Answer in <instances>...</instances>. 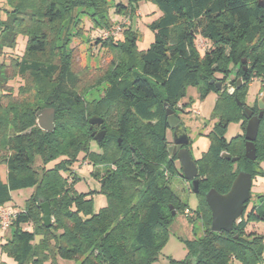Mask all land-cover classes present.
Wrapping results in <instances>:
<instances>
[{"label": "trees", "instance_id": "trees-1", "mask_svg": "<svg viewBox=\"0 0 264 264\" xmlns=\"http://www.w3.org/2000/svg\"><path fill=\"white\" fill-rule=\"evenodd\" d=\"M151 2L161 17L150 24L154 40L146 51L135 50L138 37L130 29L124 31L122 43L112 37L96 40L102 48L132 56L135 63L124 67L123 74L117 71L121 67L110 68L96 82L107 83L102 100L88 105L81 98L79 76L72 70V51L59 47L58 40L76 10L88 15L95 28H110L111 0L0 1V57L15 47L18 36L27 41L23 57H11L0 65V164L7 171L6 182L0 181V207L10 201V192L32 190L24 208L11 219L10 235L0 243V252L16 264H40L56 256L80 264H152L174 218L170 207L176 214L189 210L166 176L181 177L176 157L167 151L166 111H184L187 104L178 105L187 86L196 88L200 99L211 93L217 96L210 115L215 122L207 151L195 160L199 204L187 217L201 220L203 234L184 242L185 261L168 264H258L262 260L264 236L255 224H264V198L258 197L250 208V200L244 205L231 232L213 233L205 194L210 189L227 193L240 171L253 180L264 161V117L254 143L256 160L244 157L245 88L254 78L264 84V0ZM115 12L132 18L134 10L116 5ZM197 39L209 43L203 52ZM237 66L233 94L222 87L218 91L215 81L210 84L216 75L224 83ZM16 78L25 85L14 95L9 83ZM46 108L55 111L52 132L42 131L36 123V113ZM249 109L258 112V101ZM109 114L116 117L114 128L109 126ZM93 115L103 119L100 128L106 131L97 152L90 150L92 131L98 128L88 123ZM240 122L243 135L227 140L229 124ZM222 152L237 162L222 159ZM80 155L91 164L94 178L96 166L103 168L98 193L105 196L106 206L98 212H94L92 193L78 194L73 188L78 178L72 167ZM56 159H61L59 164L46 167ZM42 203L50 208L49 228L42 222ZM25 225L31 229H24ZM35 235L42 236L38 246L33 245Z\"/></svg>", "mask_w": 264, "mask_h": 264}, {"label": "rangeland", "instance_id": "rangeland-1", "mask_svg": "<svg viewBox=\"0 0 264 264\" xmlns=\"http://www.w3.org/2000/svg\"><path fill=\"white\" fill-rule=\"evenodd\" d=\"M4 3V0H0ZM114 6L107 11L108 19L113 24L106 30L95 28L94 22H90L88 15L81 14L82 10H76L69 21L65 22L64 28L60 33L58 40V46H64L65 50H71L73 56L72 70L79 76V89L83 93L82 100L85 104L97 105L103 98V93L107 87L106 82L97 84L96 82L101 79L107 71L115 70L117 67H121L122 70H117L123 74L126 68L135 63L132 56H126L125 53H120L119 50L102 48L96 45L97 39L109 40L114 38V41L125 42L126 36L125 30L130 29L131 33L137 35L138 40L135 43V50L139 53L146 51L154 40V33L150 29V24L161 17V12L151 0H111ZM122 5L127 9H133L132 18L125 16L124 14H117L115 12V6ZM4 18V15H1ZM124 22V25L122 24ZM122 25V26H121ZM120 26L122 31L113 37L112 32H115V28ZM111 32V33H110ZM112 37V38H111ZM26 38L24 36H18L15 47L12 49L4 50V54L0 57V65L3 61L13 58H21L25 54ZM197 48L200 52L207 49L209 43L204 39L196 40ZM204 48V49H202ZM5 59V60H4ZM246 61V59H244ZM125 64V65H124ZM124 68V69H123ZM239 66L231 70V73L227 76L224 83L221 81V75H216L213 79L216 83L225 88L229 94H233L234 87L232 82L237 77V69ZM25 85V81L16 78L9 83L12 87L14 95L18 94V88ZM27 88L30 86L29 81L26 82ZM185 98L182 99L180 105L187 104L184 111L179 113V121L182 127L186 130L187 136L191 141L188 147L189 153L193 160L201 157V155L207 151L209 147L208 135L213 130L214 120H210V115L214 107L217 96L215 94H209L205 98L200 99L198 91L192 86L185 88ZM256 101L264 102V84L254 78L245 88L244 102L252 108ZM196 112V114H195ZM116 122L115 115L109 114V126L114 128ZM37 123V122H36ZM101 129V128H100ZM97 128L94 127L93 131ZM100 131V130H99ZM97 131V132H99ZM96 132V133H97ZM242 136L243 130L241 129V122L231 123L225 132V138L231 140L236 136ZM93 139V137H92ZM120 140L121 137H117ZM166 139L168 143L172 142L171 133L166 132ZM90 150L97 152L98 145L96 142L90 144ZM61 159H56L46 165L47 168H52L59 164ZM39 165L36 162V167ZM176 167H179V163L176 162ZM260 174L255 176L252 180L251 187V198L249 207L252 204H256L258 197L264 198V161L259 165ZM75 171L78 180L73 185L74 191L78 194L92 193L94 201V212H98L100 209L106 206V198L102 194L98 193L99 184L98 182L103 179V173L100 166H96L94 175L96 178L91 176L92 166L88 160L83 159V155H80L78 161L72 167ZM65 178L66 175L62 173ZM167 176V182L171 190L176 196L187 205L190 216H193V212L197 209L199 199L196 194L191 191L190 183L183 180L179 175ZM7 171L6 166L0 164V181L6 182ZM32 193L31 189H22L18 191L10 192V201L7 202L3 207L15 214L24 208L25 201L30 198ZM174 212V218L170 224L168 233L164 240L162 247L156 253L155 260L152 264H168L170 260L174 261H185L188 252L185 248L184 242L186 240H193L199 238L203 234V227L201 220L196 216L192 220L187 219L185 213L180 211ZM176 214V215H175ZM260 227V226H259ZM264 228V224H261ZM24 229L30 230L31 227L28 225L24 226ZM11 230L6 229L0 230V243H4L5 239L10 235ZM42 240L41 235H35L33 242L34 246H38ZM16 264L13 258L8 256L6 253L0 252V264ZM32 264V263H29ZM40 264H80L79 260H67L62 259L58 256L51 258L48 257L40 262ZM238 264V263H235ZM258 264H264V250L262 254V260Z\"/></svg>", "mask_w": 264, "mask_h": 264}, {"label": "water", "instance_id": "water-1", "mask_svg": "<svg viewBox=\"0 0 264 264\" xmlns=\"http://www.w3.org/2000/svg\"><path fill=\"white\" fill-rule=\"evenodd\" d=\"M259 5L262 7V3L259 2ZM245 63V60L242 61ZM241 79L237 80L236 88L241 87ZM210 84H213V80L210 81ZM217 90L221 89L220 83L216 84ZM258 109L260 112L253 116V112L248 108H244L245 117L248 119L246 126L244 128V157L250 161L256 160V148L255 141L257 139L258 130L260 122L264 117V102L258 101ZM166 115L167 125L169 129H173V144L168 146L167 151L170 155L171 149H173V155L176 156V159L181 168V177L183 180L190 183L191 191L194 194H198L199 191V180L198 169L195 163V160L192 159L187 145L190 144V139L185 133L182 126L179 124V120L174 116L172 110H167ZM37 117V126L39 129L45 132H52L54 130V120H55V111L52 108H46L39 110L36 113ZM88 123L91 127L93 126H102L103 119L97 115H93L88 119ZM106 131L101 129L96 134H92L97 143H100L105 137ZM177 146H183L180 150L176 151ZM222 159L231 162H237V158L231 157L230 154L222 152L220 154ZM103 183V181H102ZM251 187H252V177L250 174L240 171L237 176L234 178L230 189L225 194H220L214 189H210L205 194V202L211 212V225L210 230L213 233L220 232H231L233 225L239 220L244 211V205L251 198ZM42 211V222L46 228L50 227V208L46 203L41 204ZM172 207H170L171 209ZM174 216V212L171 213Z\"/></svg>", "mask_w": 264, "mask_h": 264}, {"label": "built area", "instance_id": "built-area-1", "mask_svg": "<svg viewBox=\"0 0 264 264\" xmlns=\"http://www.w3.org/2000/svg\"><path fill=\"white\" fill-rule=\"evenodd\" d=\"M122 24L124 25V22ZM121 31H122V28L120 26H117V28H115V32H112V35L113 36H116ZM202 49H204V48H202ZM184 213H185V216L186 217L190 216V212L188 210H185ZM13 217H14V214L13 213H11L7 209H4V207H0V230L1 231H4V230H6V229L9 228L10 223H11V219Z\"/></svg>", "mask_w": 264, "mask_h": 264}, {"label": "flooded vegetation", "instance_id": "flooded-vegetation-1", "mask_svg": "<svg viewBox=\"0 0 264 264\" xmlns=\"http://www.w3.org/2000/svg\"><path fill=\"white\" fill-rule=\"evenodd\" d=\"M214 83V82H213ZM222 87V86H221ZM223 88V87H222ZM222 88L220 89V90H218V91H222ZM178 107L180 108L181 107V105H178ZM248 107V106H247ZM248 108H250V107H248ZM264 111V110H263ZM174 112V116L179 120V117H178V115H179V113H181V111L180 110H174L173 111ZM253 112V111H252ZM260 112V110L258 111V112H253V116H255V115H257L258 113ZM196 114V113H195ZM246 118V117H245ZM248 119L246 118V121H247ZM179 124H180V121H179ZM168 126V125H167ZM180 126H182L181 124H180ZM246 126V125H245ZM98 127V126H97ZM101 127V126H100ZM100 127H98L97 128V130L96 131H92V134L94 133V134H96V132L97 131H99V130H101L100 129ZM183 128V127H182ZM184 129V128H183ZM168 131L171 133V139H172V142L171 143H169L168 144V146H170V145H172L173 144V132H174V130L173 129H169L168 128ZM184 131H185V133H186V130L184 129ZM187 134V133H186ZM92 137H93V141L94 142H96L95 141V138H94V136L92 135ZM97 143V142H96ZM99 143H97V145H98ZM191 144V143H190ZM189 144V145H190ZM189 145H187L186 146V148H188L189 147ZM181 148H183V146H177L176 147V151H178V150H180ZM100 148L98 147V150H99ZM170 155L171 156H175V155H173V149H171V151H170ZM176 157V156H175ZM178 162V161H177ZM180 166V165H179ZM189 183V182H188Z\"/></svg>", "mask_w": 264, "mask_h": 264}, {"label": "crops", "instance_id": "crops-1", "mask_svg": "<svg viewBox=\"0 0 264 264\" xmlns=\"http://www.w3.org/2000/svg\"><path fill=\"white\" fill-rule=\"evenodd\" d=\"M199 158H200V157H199ZM199 158H197V159H199ZM197 159H196V160H197ZM259 226H260V227H259ZM255 227H256L258 233H259V234H262V235L264 236V228L261 227V224H255Z\"/></svg>", "mask_w": 264, "mask_h": 264}]
</instances>
